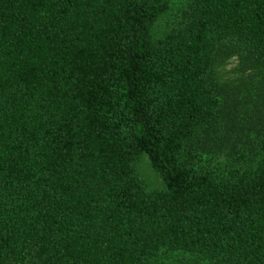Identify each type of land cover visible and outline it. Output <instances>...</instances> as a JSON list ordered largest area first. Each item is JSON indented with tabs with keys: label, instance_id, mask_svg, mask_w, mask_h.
Wrapping results in <instances>:
<instances>
[{
	"label": "trees",
	"instance_id": "1",
	"mask_svg": "<svg viewBox=\"0 0 264 264\" xmlns=\"http://www.w3.org/2000/svg\"><path fill=\"white\" fill-rule=\"evenodd\" d=\"M162 251L264 264V0H0V264Z\"/></svg>",
	"mask_w": 264,
	"mask_h": 264
},
{
	"label": "rangeland",
	"instance_id": "2",
	"mask_svg": "<svg viewBox=\"0 0 264 264\" xmlns=\"http://www.w3.org/2000/svg\"><path fill=\"white\" fill-rule=\"evenodd\" d=\"M254 79V69L244 70L242 60L238 56L229 57L223 62L215 65L211 73V79L215 87L225 89L228 93L233 92L235 87L243 81ZM254 95V85L251 86ZM254 107L249 105V108ZM210 157V163L213 166H219L224 161L223 155H207ZM139 172L141 177L147 182L149 188H160L162 180L157 172L152 168L147 157H142L139 163ZM155 264H209L202 262L191 254L182 252L162 251Z\"/></svg>",
	"mask_w": 264,
	"mask_h": 264
}]
</instances>
